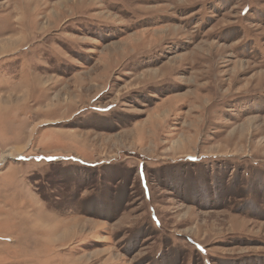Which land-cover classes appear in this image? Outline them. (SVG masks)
<instances>
[{"label": "rangeland", "instance_id": "374dc122", "mask_svg": "<svg viewBox=\"0 0 264 264\" xmlns=\"http://www.w3.org/2000/svg\"><path fill=\"white\" fill-rule=\"evenodd\" d=\"M5 154L0 264H264V0H0Z\"/></svg>", "mask_w": 264, "mask_h": 264}, {"label": "bare ground", "instance_id": "6f19581e", "mask_svg": "<svg viewBox=\"0 0 264 264\" xmlns=\"http://www.w3.org/2000/svg\"><path fill=\"white\" fill-rule=\"evenodd\" d=\"M65 1H67L68 3L70 2V0H65ZM74 2H75V1H74ZM53 14L55 15V13H53ZM164 28H172V29H174V30L177 29V27H175V26H171V25H170V26H169V25L164 26ZM178 31H179V30H178ZM174 33H175V32H174ZM5 42H6V40L3 41V43H5ZM16 42H17V41H16ZM3 43H2V44H3ZM10 45H11V44H10ZM208 46H209V45H208ZM210 46H211V45H210ZM8 47H9V46H8ZM9 48H10V47H9ZM11 48H12V47H11ZM144 61H145V60H144ZM239 64H241V63H239ZM95 69H96V68H95ZM100 75H101V74H100ZM90 79H91L90 82H92V83H91V86H88V87L95 86V85L93 84V82L96 81V78L93 79V78L91 77ZM97 80H98V79H97ZM96 87H97V86H96ZM86 91H88V90H86ZM90 91H92V90H90ZM89 96H91V94H90ZM70 97H71V96H70ZM150 97L152 98V97H154V96H149V98H150ZM58 98H59V97H57V99H58ZM71 98H72V97H71ZM66 100H67V101H70V98L68 97ZM147 123H148V122H146V124H147ZM178 144H179V143H178ZM178 144H177V145H178ZM2 157H3V158L0 157V164L4 161V159H5L6 157H9V155H6V154H5V155H3Z\"/></svg>", "mask_w": 264, "mask_h": 264}]
</instances>
